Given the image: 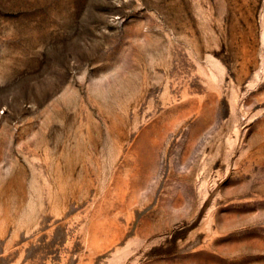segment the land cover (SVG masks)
Returning a JSON list of instances; mask_svg holds the SVG:
<instances>
[{
  "label": "rangeland",
  "instance_id": "obj_1",
  "mask_svg": "<svg viewBox=\"0 0 264 264\" xmlns=\"http://www.w3.org/2000/svg\"><path fill=\"white\" fill-rule=\"evenodd\" d=\"M0 264H264V0H0Z\"/></svg>",
  "mask_w": 264,
  "mask_h": 264
}]
</instances>
